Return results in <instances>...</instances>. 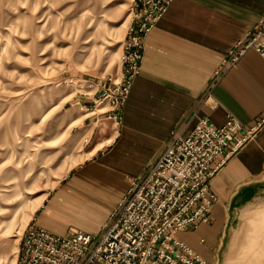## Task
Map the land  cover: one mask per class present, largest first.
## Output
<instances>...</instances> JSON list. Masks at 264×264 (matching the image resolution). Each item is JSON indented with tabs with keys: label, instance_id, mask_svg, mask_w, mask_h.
I'll return each instance as SVG.
<instances>
[{
	"label": "crops",
	"instance_id": "obj_1",
	"mask_svg": "<svg viewBox=\"0 0 264 264\" xmlns=\"http://www.w3.org/2000/svg\"><path fill=\"white\" fill-rule=\"evenodd\" d=\"M263 16L264 0H172L142 39L119 121L100 128L94 122L87 159L41 204L34 224L58 235H98L129 179L149 170L173 133L187 135L201 118L221 126L232 116L256 132L210 179L217 199L210 222L177 234L215 264L230 207L264 193V59L249 50L234 67L222 63Z\"/></svg>",
	"mask_w": 264,
	"mask_h": 264
},
{
	"label": "rangeland",
	"instance_id": "obj_2",
	"mask_svg": "<svg viewBox=\"0 0 264 264\" xmlns=\"http://www.w3.org/2000/svg\"><path fill=\"white\" fill-rule=\"evenodd\" d=\"M78 1L0 0V228L7 229L0 264L16 260L22 232L41 204L87 159L94 122L100 128L120 118L121 110L114 119L104 92L121 79L137 0H81L87 11ZM79 98L93 101L76 104ZM255 215L261 218L245 252L257 246L255 238L264 236V197L238 215L229 234L224 231L218 264L236 261Z\"/></svg>",
	"mask_w": 264,
	"mask_h": 264
},
{
	"label": "built area",
	"instance_id": "obj_3",
	"mask_svg": "<svg viewBox=\"0 0 264 264\" xmlns=\"http://www.w3.org/2000/svg\"><path fill=\"white\" fill-rule=\"evenodd\" d=\"M137 1L135 25L123 47L121 79L104 92V98L112 100L114 119L138 72L142 39L172 0ZM249 50L264 59V16L228 51L223 67H234ZM256 129L242 130L241 123L228 116L221 126L201 118L187 135L173 133L149 170L129 179L125 196L98 235L82 231L58 235L31 224L22 232L15 264H213L177 234L210 222L217 199L209 181Z\"/></svg>",
	"mask_w": 264,
	"mask_h": 264
},
{
	"label": "bare ground",
	"instance_id": "obj_4",
	"mask_svg": "<svg viewBox=\"0 0 264 264\" xmlns=\"http://www.w3.org/2000/svg\"><path fill=\"white\" fill-rule=\"evenodd\" d=\"M77 6L81 9V11H87V10H89V8H87V6L88 5H86L85 3H82V1L81 0H79L78 1V3H77ZM122 25H124L125 26V22H123L122 23ZM118 31V30H117ZM119 32V31H118ZM120 33V32H119ZM120 52V51H119ZM118 52H116V54H117ZM119 54V53H118ZM120 55V54H119ZM117 56V55H116ZM53 109V108H52ZM51 109V110H52ZM77 121H80V119L79 120H77ZM88 156V154L84 157V158H86ZM42 200L40 199V200H38V202L36 203V207L37 206H39L38 204L41 202ZM256 217H259V219L261 218V215H255L254 217H253V219H252V221H251V228H249L248 229V231L247 232H245L243 235H244V240H243V243L240 245V247H239V252H238V254H239V256H237V258H236V261L233 263V264H244L245 263V261H246V264H264V252H261L262 250H261V247H259V249H258V245L260 244V241L262 240V239H260V238H263L264 236H262V237H256L255 238V240H254V244H256L257 246H255V247H251V249H249L251 252H245V248H246V245L247 244H249V236H253V232H252V230L255 228L254 227V225H256V224H253V223H255V221H256ZM258 219V218H257ZM258 219V220H259ZM5 226L6 225H4L3 227H1L0 228V239H4L5 238V235H6V232H7V229L5 228ZM18 232V231H17ZM252 232V234L251 235H249L250 233ZM15 236H16V234H15ZM257 236V235H256ZM16 240V239H15ZM261 246H262V249H264V240L262 241V243H261ZM256 250V251H255ZM252 251H255V252H252ZM260 253H262V254H260ZM256 254V255H255ZM245 255H248V256H245ZM260 255V257L259 258H257V256H259ZM245 256V257H244ZM243 259H245V260H243ZM15 257L13 256L12 257V259H10V261H9V263L10 264H15Z\"/></svg>",
	"mask_w": 264,
	"mask_h": 264
},
{
	"label": "water",
	"instance_id": "obj_5",
	"mask_svg": "<svg viewBox=\"0 0 264 264\" xmlns=\"http://www.w3.org/2000/svg\"><path fill=\"white\" fill-rule=\"evenodd\" d=\"M263 190H264V187H263ZM263 197H264V193L261 194V195H256L254 198L250 199L249 201H247L244 204L231 206L229 211H228V215H230V219L227 220L228 222H226V226H225L224 231H226V233L229 234L228 226H229V228H231L233 223H235L236 218L237 219L240 218V217H238V215L241 214L242 212H244L245 209L247 207H249V205H253L255 202L260 201V199H263ZM235 213H239V214L236 215ZM222 238H223L222 240L224 241L225 240L224 233H223ZM220 254H221V247L218 248V251H217V262L215 264H218V262L220 260Z\"/></svg>",
	"mask_w": 264,
	"mask_h": 264
}]
</instances>
